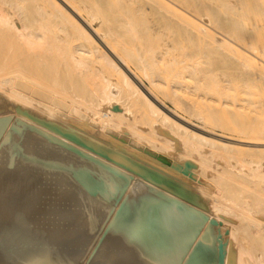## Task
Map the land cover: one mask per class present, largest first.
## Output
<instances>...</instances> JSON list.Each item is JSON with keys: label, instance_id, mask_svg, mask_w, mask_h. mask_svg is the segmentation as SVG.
<instances>
[{"label": "bare ground", "instance_id": "6f19581e", "mask_svg": "<svg viewBox=\"0 0 264 264\" xmlns=\"http://www.w3.org/2000/svg\"><path fill=\"white\" fill-rule=\"evenodd\" d=\"M26 9L31 20L24 16ZM31 23H38L37 29H31ZM199 95L216 98L217 104L226 103L229 110H223L237 121L226 125L237 138L206 131L230 143L218 144L264 154V0H0V139L8 125L10 146L33 131L39 135L34 142L51 148L52 153L67 154L53 157L54 162L49 163L52 160L48 161L42 151L41 162L57 163L59 177L62 173L65 181L72 178L75 183L69 184H77L82 197V192L91 196V207L104 209L106 220L112 219L115 210L121 211L120 222L101 225L108 231L106 250L113 252L112 264H264V178L256 180L264 161L260 168L236 176L228 162L215 161L200 141L178 127L171 118L173 113L158 100L161 97L179 107L184 97ZM8 114L13 116L8 118ZM137 115L142 117V125ZM9 148L5 145L2 154L13 152ZM30 148L29 153L39 151L38 147V151L32 150V145ZM24 153L32 159L37 155L20 154ZM38 164H31L34 172L42 166ZM11 168L10 172L17 169ZM16 177H8L11 187ZM59 185L50 197L62 205L63 199L72 198L73 185ZM40 193L31 196L36 199ZM72 211L74 216V208ZM54 212L53 208L47 216L41 214L34 226L26 223L28 213H20L25 219L21 217V235L37 244L47 232L57 234L58 216L56 221ZM69 233V239L59 236L66 245L73 237ZM102 236L100 242L105 240ZM81 244L76 245L86 248ZM99 250L95 252L101 253ZM75 252L78 254L76 248ZM103 259L108 263L109 258Z\"/></svg>", "mask_w": 264, "mask_h": 264}, {"label": "rangeland", "instance_id": "374dc122", "mask_svg": "<svg viewBox=\"0 0 264 264\" xmlns=\"http://www.w3.org/2000/svg\"><path fill=\"white\" fill-rule=\"evenodd\" d=\"M28 9H26L25 10V14H24V16L26 17V20L27 19H29V20H31V15L32 14H27L28 12H26ZM30 11V10H29ZM29 16V17H28ZM30 22V21H29ZM31 25V29L32 28H34L33 30H35V29H37V25H38V23H36V24H34L33 26H32V23L30 24ZM69 45H71V43H69ZM34 65V64H33ZM38 65L39 64H35V67L37 68L38 67ZM140 79V81H141V83H143L145 86H148L147 85V82L143 79V78H139ZM199 98V100H197ZM202 98V99H201ZM207 98V99H206ZM204 99H205V101H204ZM203 99V97H202V95H199V97H193V96H188V97H184L183 98V101H181V105L179 106V107H175V105L173 104V103H171L170 104V101H167V100H165V99H163V98H161V97H159L158 98V100L163 104V106L166 108V109H168L169 111H171L172 113H173V117H171L173 120H174V122H175V124L178 126V127H180V128H182V129H185V131H187L192 137H194L195 138V140L197 141H200L201 142V144H202V146L206 149V151L209 153V154H211L212 155V158L214 157L215 158V161H221L222 163L224 162L223 160H225V163L226 162H228L226 165H227V167H229L231 170V172H233V174H235L236 176H239V175H245L246 174V171L247 170H252V169H254V168H260L261 167V163H263L262 161H264V154H258V153H253V152H251L250 150H246V149H243V148H231V147H227V146H225V145H220V144H218V143H223V144H230V143H226L225 141H222V140H220V138H217V137H214V136H212V134L210 135V134H208V133H206V131L207 132H210V133H213L214 135L216 134V136H219V137H226V138H237L236 137V135L234 134V133H232L231 131H229L228 130V128H227V124L228 123H235V124H237V121H236V119L233 117V116H231V115H229L228 116V113L226 112L227 111V109L229 110V108L226 106V103H224V102H222V103H219V101H218V104H217V99L216 98H212V97H209V96H207V97H205ZM222 104V105H221ZM220 105V106H219ZM216 106H219V107H216ZM179 108V109H178ZM223 108L226 110H223ZM220 110H221V112H220ZM164 111V110H163ZM165 112V111H164ZM168 114V113H167ZM195 114V115H194ZM196 114L198 115V114H200V115H198V117L199 118H197V116H196ZM10 115H12V114H8V115H6V117L8 116V118H10ZM170 115V114H169ZM176 115V116H175ZM13 116V115H12ZM139 115H137V117H138ZM170 116H172V115H170ZM196 116V117H195ZM200 116L202 117V118H200ZM203 119V120H202ZM139 120V121H138ZM203 121V122H202ZM137 122H138V124H141L142 125V123L144 122L143 121V119H142V117H138V119H137ZM206 123V124H205ZM11 124V123H10ZM10 129H11V127H10V125H8V127H7V129L5 130V133L3 134V136L1 137V139H0V158H1V161H0V163H1V166H0V171L2 172H0V198H2V199H0V208L2 209H0L1 211H3L4 210V212H1L0 213V221L2 222H0V225L3 227L4 226V224H5V226L2 228L1 227V229L2 230H0V264H7L6 262H8V264H9V262L11 263V264H22L25 260H27V261H25L24 263L26 264L27 262H28V264H30V263H32V264H36V263H38V264H56V262L59 260L60 262H57L58 264L60 263V264H74V263H76V264H94L95 263V261L97 260L98 261V263H97V261H96V264H101L103 261V263L104 264H112V256L111 255H113V252H111V251H109V250H106V247H107V245L106 244H108V241H107V238H108V231H104L103 230V227H104V225H106V224H108L109 222V224H108V226L109 225H112L113 224V222L115 221V222H120V216H121V211H117V210H115L114 212V215L112 216V219L111 218H109L108 220H106V212H105V210L103 209V211H102V209L100 208V209H98V207H94V206H92L91 207V202H88L89 200H90V198H92L91 196H89V195H87V194H83V192H82V195L84 196V197H82L81 196V193L80 194H78V190H80V188L78 187L77 188V184H74L75 182H74V180L71 178V179H69L70 177H68V179L69 180H67V181H65V179H66V176H64L62 173H60V177H59V172H58V170L56 169L57 168V166H58V164L57 163H55V165L54 164H49V163H53L54 162V158L56 159L57 158V156L59 157L60 155H61V153L60 152H56L55 150L53 151V153H52V151H50L51 150V148H46V147H44L43 146V144L41 145V142H39V141H36V142H34L35 140H36V137L35 136H37V138L39 139V135H37L36 133H34L33 131L31 132V130H29V131H27V136H29V137H27L26 136V138H25V140H26V142H25V140L23 139L22 140V138H20V140H17V141H13V142H15V143H13V145L14 144H16V145H14V146H10V145H12V143H9V140H7L8 139V137L10 136ZM205 131V132H204ZM30 133H32V134H30ZM34 133V134H33ZM36 134V135H35ZM34 135V137H32ZM7 137V138H6ZM32 139H31V138ZM32 140V141H30V139ZM37 139V140H38ZM12 140V139H11ZM10 140V141H11ZM29 140V141H28ZM22 141H24L23 143H22ZM12 142V141H11ZM30 142H32V144L30 143ZM34 142V143H33ZM9 143V145H7ZM21 143V144H20ZM28 143H30L31 145H32V150H33V147H34V150L36 151V149H37V147H38V149H39V151H38V149H37V153L35 152V153H29V151H31V150H29V149H31L30 147H31V145H29ZM37 143V144H36ZM216 143V144H215ZM18 144H20L19 146H18ZM24 144H26L25 146L26 147H24L23 148V146H24ZM41 145V148H39L40 147V145ZM5 145L6 146H9L10 148H12L11 150H13V152H11L10 150H9V152H11L10 153V156H9V152H7L6 154L8 155V158H7V160H6V157H5V153L4 154H2V149L5 147ZM34 145H37L36 147L34 146ZM39 145V146H38ZM20 146H22V148L20 147ZM30 146V147H29ZM237 146V145H236ZM44 147V148H43ZM235 147V146H234ZM9 148V149H10ZM36 148V149H35ZM44 150H43V149ZM16 150V152H15V150ZM26 149V151H24ZM47 149L50 151H47ZM18 150H20V153L21 152H26L27 153V151H28V153L27 154H33V156L35 155V154H37V155H35L36 156V158L34 159V157H33V159L30 157V155H27V156H29V159H28V157L27 156H25V153L24 154H20L19 153V151ZM23 150V151H22ZM47 152H46V151ZM17 151H18V153H17ZM42 151H43V153H45L44 154V157L46 158V159H48V161H51L52 160V162H47V160L46 159H44L45 161H43L42 160V162L40 161L41 159H43L44 157H41V156H43V153H42ZM34 152V151H33ZM40 152V153H39ZM48 152H49V154H48ZM14 153V154H13ZM58 153V154H57ZM40 154H42V155H40ZM51 154V155H50ZM57 154V155H56ZM4 155V156H3ZM6 155V156H7ZM17 157H15V156ZM17 155H19V156H17ZM20 155L22 156V158H21V160L22 159H24V160H22V162L21 163H23V165H22V167L24 168V169H22V167H21V163H17V161L18 162H20L21 160H20ZM39 155H40V157H39ZM65 155H67V154H64V155H61V156H65ZM1 156H3V157H1ZM13 156V158L11 159V158H9V157H12ZM37 156L39 157V160H37ZM18 157H19V159H18ZM25 157H27V159L28 160H25ZM51 157V158H50ZM54 157V158H53ZM66 157H68V156H66ZM216 157H218V159H216ZM3 158V159H2ZM53 158V159H52ZM65 158V157H64ZM221 159V160H220ZM12 160H13V164L15 165H13L12 164ZM31 160H33L32 162L34 163V164H38L39 166H41V167H39L38 165H35V167L37 166V167H39V169L37 170V167H36V170L37 171H39V176H38V174H33V173H36L37 171H35L34 172V169H32V167L34 166V164L31 162V164L33 165H31V164H29V162L28 161H31ZM36 160H37V162H36ZM15 161V162H14ZM4 162V163H3ZM5 162H7L8 163V165H9V163L11 162V164L10 165H13L14 167H9ZM25 162H28V163H25ZM45 162V163H44ZM15 163H17V164H15ZM24 163H25V165L27 166L28 164V166L26 167L25 165H24ZM43 163V164H42ZM6 164V166H4V165ZM20 164V165H19ZM46 166H45V165ZM175 164L178 166V167H181L180 165V163L179 162H175ZM16 165H17V167H16ZM31 165V166H30ZM48 165H49V167H48ZM18 166H19V168L20 169H18ZM29 166H30V168H29ZM50 166H52V167H50ZM53 166H56L55 167V169H54V167ZM259 166V167H258ZM6 168V169H2V168ZM11 168V169H18V171H16V170H14V171H12L11 170V172H10V169L9 168ZM25 167L28 169H32L33 170V172L32 173H30L31 171H29V169H28V172H27V169H25ZM44 167H47V170H50L49 172H55V171H57V173L55 172V173H53V175H52V172L50 173V174H48L49 172H46L47 170H46V168H44ZM261 168H263V167H261ZM260 168V172H259V175H258V177L259 178H257L256 180H257V182L261 179V178H264V168L263 169H261ZM22 169V170H21ZM45 169V170H44ZM4 170H6V171H4ZM9 170V171H8ZM19 170H21L20 172H22V173H24V174H21L20 172H19ZM44 170V175L42 174L41 175V173H42V171ZM55 170V171H54ZM8 171V172H7ZM23 171H26V172H23ZM8 173V174H4V175H2L3 173ZM17 172V173H16ZM11 173V174H10ZM21 175H20V174ZM28 173H30V174H33V175H31V177H30V174H28ZM10 174V175H9ZM17 175L18 177H16V181L15 182H13V188L11 187V183H7V182H9L10 180L8 179V177L9 176H12V175ZM45 174H46V176H45ZM54 174H58L55 178H57L58 177V179H60V180H56L57 181V183L56 184H54V180H55V178L53 177L52 178V176H55ZM63 176H62V175ZM9 175V176H8ZM19 175L20 176H22V179L24 178V179H26V175L28 176V178L29 179H27V180H29V181H27V180H22V179H20V177H19ZM36 175V176H35ZM48 175V176H47ZM50 175V176H49ZM190 175V174H189ZM32 176H33V178H32ZM188 176V175H187ZM1 177H3V178H1ZM36 177H39V178H36ZM65 177V178H64ZM31 178V179H30ZM45 178H46V180H45ZM49 180H48V179ZM50 178H52L51 180H50ZM64 178V183H61V182H63L62 181V179ZM42 179H44V181L42 180ZM6 182H4V181ZM9 180V181H8ZM20 180V181H19ZM41 180V181H40ZM73 180V181H72ZM49 181V182H48ZM55 181V182H56ZM59 181V182H58ZM68 181H71V182H74V183H71L72 185L74 184L76 187L74 188V185H73V187L71 186V184H69V182ZM53 182V183H52ZM65 182H66V184H67V186H69L71 189L73 188V189H75V191H76V193L77 194H75V191L72 189V191L70 190V193H69V195H72V198L70 197L69 199H67V200H65V199H63V202H62V205H60V203H61V201H59V199H56V201H54V200H51V197H50V194H51V192H53V190H54V188H58V185L59 184H61V185H59V187L61 188V187H63V186H66L65 185ZM68 182V183H67ZM264 182V181H263ZM21 183H23V184H21ZM59 183V184H58ZM36 184H37V186H36ZM43 184V185H42ZM54 184V185H53ZM3 185V186H2ZM41 185V186H40ZM46 185V186H45ZM34 186V187H33ZM39 186V187H38ZM55 186V187H54ZM3 187V188H2ZM36 187V188H35ZM37 187H38V189H37ZM44 187V188H43ZM50 187V188H49ZM68 187V188H69ZM11 188V189H10ZM32 188V189H31ZM33 188H34V190H33ZM48 188V189H47ZM41 189V190H40ZM50 189V190H49ZM78 189V190H77ZM36 190V191H35ZM10 191V192H9ZM38 191H40L41 193L39 194L40 196H38L36 199L35 198H32V196H33V194H35V193H37ZM74 191V192H73ZM80 191H82V189L80 190ZM79 191V192H80ZM35 192V193H34ZM48 192V193H47ZM73 192V193H72ZM26 193V194H25ZM32 195V196H31ZM74 195H76L77 197L76 198H73V196ZM22 196V197H21ZM28 196V197H27ZM79 196H81L82 198H80L81 199V202H80V199H77V198H79ZM18 197V198H17ZM75 197V196H74ZM89 198V199H88ZM4 199V200H3ZM29 199H31L30 200V202L32 201V203H33V207L34 208H32V206H30L29 204H30V202H29ZM33 199V200H32ZM44 200V202H43V200ZM48 199H49V201H48ZM83 199V200H82ZM4 201V204H3V202L2 201ZM9 201L8 203H6L7 201ZM34 200H35V202H34ZM41 200V201H40ZM65 200V201H64ZM76 200V201H75ZM22 201H24V202H22ZM58 201V202H57ZM75 201V202H74ZM79 201V203H80V205L77 203ZM83 201V202H82ZM26 202V203H25ZM39 202V203H38ZM41 202V203H40ZM60 202V203H59ZM67 202V203H66ZM10 203H15L16 205H13V204H10ZM44 203V204H43ZM48 203H50V204H48ZM55 204V206H54V204ZM70 203V204H69ZM82 203V204H81ZM84 203H86L84 206H82ZM89 203V204H88ZM9 204V205H8ZM21 204V205H20ZM38 204V205H37ZM13 205V206H12ZM28 205V206H27ZM51 207H50V206ZM53 205V206H52ZM71 205L73 206V208H74V216H76V213H78L77 214V216L79 215V214H81L80 216H76V217H74V216H72V213H73V211H72V209L73 208H70L71 207ZM88 205H90V206H88ZM3 206L4 207H6L7 209H10L11 207H13V208H11L10 209V211H8L6 208H3ZM15 206V207H14ZM20 206V207H19ZM24 206V207H23ZM62 206V207H61ZM65 206V207H64ZM68 206H69V208H68ZM80 206L82 207V208H80ZM10 207V208H9ZM17 207V211H13V209L14 208H16ZM28 207V208H27ZM76 207V208H75ZM84 207V208H83ZM89 207V208H88ZM20 208V209H19ZM23 208V209H22ZM27 210V212L26 213H28V212H30V213H28L29 215H28V222H26V223H30V225L31 226H34V224H35V221L37 220V218H39V216H41V214L43 215L44 213H46V216L50 213V209H53L54 208V215H55V220L57 219V216H58V235L57 234H55L54 236H53V234H51L50 232H45L46 234H44L42 237H41V239H39L38 241H37V244L36 243H34L33 241H28V240H26L25 238H24V236H22L21 235V233H20V230H21V228L23 227L22 225H23V221H25V219H24V217L23 216H25L26 215V213L24 212L25 211V209ZM38 208V209H37ZM46 208V209H45ZM49 210H48V209ZM57 208V209H56ZM65 208V209H64ZM67 208H68V210H67ZM78 208V209H77ZM86 208V209H85ZM87 208H88V210H89V212H88V210H87ZM56 209V210H55ZM63 209V210H62ZM90 209L92 210V212L90 211ZM93 209H94V211H93ZM96 209H98V210H100V211H102V212H100V211H97ZM7 210V211H6ZM11 210L14 212V214L16 213H18L16 216H15V218L13 217L12 218V216L14 215V214H12V212H11ZM22 210V211H21ZM29 210V211H28ZM41 210V211H40ZM46 210V211H45ZM62 210V211H61ZM66 210V211H65ZM75 210H77V211H75ZM85 210V211H84ZM10 212L9 214L7 213L6 214V212ZM34 211V212H33ZM40 211V212H39ZM69 211H71V213L69 212ZM69 212V213H68ZM81 212H83V213H81ZM2 213L4 214V215H2ZM20 213L23 215H21V217H23V221H22V218L19 216L20 215ZM93 213V214H92ZM98 213V214H97ZM100 213V214H99ZM103 213V214H102ZM113 213V212H112ZM119 213H120V215H119ZM10 214H12L11 216H10ZM67 214V215H66ZM89 214V215H88ZM90 214H92V217H91V215ZM116 214V215H115ZM33 215V216H32ZM64 215V216H63ZM69 215H71L70 216V218H69ZM99 217H97V216ZM104 215H105V217H104ZM1 216L3 217H5L3 220L1 219ZM9 216V217H8ZM35 216V217H34ZM63 216V217H62ZM66 216V217H65ZM90 216V217H89ZM103 216V217H102ZM18 217V218H17ZM20 217V218H19ZM33 217V218H32ZM60 217H62L63 219L64 218H66L65 220H63L62 218H60ZM68 217V218H67ZM94 217H96V218H94ZM7 218H9V219H7ZM11 218V219H10ZM34 218H36L35 220H34ZM71 218H73V219H71ZM76 218L78 219L77 221H76ZM79 218L82 220H84L85 222H83V220L80 222V220H79ZM94 219V221H93V219ZM101 218H103V221H102V219ZM117 218H118V220L119 221H117ZM12 219L14 220V221H12ZM21 219V220H20ZM32 219V220H31ZM71 219V220H70ZM85 219H87V221L85 220ZM89 219H90V221H89ZM97 219V220H96ZM5 220V221H4ZM7 220V221H6ZM11 220V222L9 223V221ZM56 220V221H57ZM68 220L70 221L69 223H68ZM73 220H75V221H73ZM33 221V222H32ZM61 221V222H60ZM65 221V222H64ZM96 221V222H95ZM17 224L18 222H19V224H17L18 226H16V224ZM32 222V223H31ZM63 222V224H60V223H62ZM72 222V223H71ZM76 222H78L77 224H75ZM105 222H106V224H105ZM112 222V223H111ZM12 223H13V225L15 224V227H13V225H12ZM22 223V224H21ZM65 223H67V224H65ZM71 223V224H70ZM88 224V225H86V224ZM93 223V224H92ZM102 223V224H101ZM9 224V225H8ZM25 224V223H24ZM70 224V225H69ZM74 226H73V225ZM80 224V225H79ZM92 224V225H91ZM12 225V226H11ZM20 225V226H19ZM67 225V226H66ZM84 225H86V227L84 226ZM97 225H99V228H98V226ZM101 225L103 226V227H101ZM10 226H11V228H10ZM65 228H64V227ZM78 227V232L77 231H75V229H77V227ZM81 226V227H80ZM84 226V227H83ZM94 226H97V227H94ZM6 227V228H5ZM21 227V228H20ZM14 228V229H13ZM60 228H62V229H60ZM64 228V229H63ZM79 228H80V230H79ZM4 229H9L8 231H6V230H4ZM45 229H46V227H45ZM69 229V230H68ZM95 229V230H94ZM97 229V230H96ZM99 229H100V231H99ZM11 230H12V233H11ZM64 230V231H63ZM2 231H4V233L2 232ZM68 231L70 232L69 234H72L71 235V237L72 238H70V240H69V242H68V245H66V243H62V240L64 241L65 239V237H66V239L70 236V235H68ZM99 231V232H98ZM102 231H104L103 232V236H102ZM67 233V235L65 234V233ZM72 232V233H71ZM18 233H20V235L18 234ZM74 233H76V235L74 234ZM82 233V234H81ZM97 233L98 234H100V235H98L97 236ZM104 233L106 234V235H104ZM9 234V235H8ZM15 236H19V237H15L17 240L18 239H20V240H16L15 238H14V235ZM49 234V235H48ZM78 234V235H77ZM87 234H89L88 236H86ZM3 235V236H2ZM7 235L9 236V237H11V238H9V237H7ZM85 235V236H84ZM45 236V237H44ZM59 236L60 237H64V238H59ZM75 236V237H74ZM77 236H79L78 238L79 239H81V241L77 238ZM95 236H97V237H95ZM100 236V237H99ZM101 236L102 237H105V240H103L102 242H100L101 241ZM56 237V238H55ZM88 237V238H87ZM5 238H7V239H9V240H14L15 242H17V244L19 245H17L16 243H14L13 241V243L11 242H9V240H6ZM25 240H24V239ZM43 238V239H42ZM51 238H54V239H52L51 240ZM78 239V241L77 242H79V243H77L76 241H75V239ZM92 238V240H90ZM4 239H5V241H4ZM46 239V240H45ZM47 239H48V241L51 243V245H52V247H51V245H50V243H48V241H47ZM50 239V240H49ZM69 239V238H68ZM76 239V240H77ZM87 239V240H86ZM22 240V242H19V241H21ZM47 241V244L45 245L44 243H46V242H43L42 243V241ZM55 242H54V241ZM60 240H61V242H60ZM94 240H96V241H94ZM5 243H4V242ZM7 241V242H6ZM52 241H53V243H52ZM73 241H75V242H73ZM85 241H86V243H85ZM92 241H94L93 243H92ZM98 241V242H97ZM106 241V242H105ZM2 242V243H1ZM29 242H33L32 244H30ZM40 242V243H39ZM64 242H67L66 240L64 241ZM81 242H82V244H81ZM83 242H84V244H83ZM97 242V243H96ZM20 243V244H19ZM71 245H70V244ZM96 243V244H95ZM103 244V246H101L102 244ZM105 243V244H104ZM6 244H8V245H6ZM14 244H16V245H14ZM32 245V247L30 246V245ZM44 245V246H40V245ZM78 246H80V244H81V246L83 245H85V247L88 249V247H89V249H88V252H87V249L86 248H84V247H78ZM94 244V245H93ZM21 245V246H20ZM35 245V246H34ZM63 245H65L64 247H62ZM88 245V246H87ZM90 245V246H89ZM99 247H98V246ZM10 246L12 247V249L10 248ZM16 246L18 247V250H17V248H16ZM23 246H24V248H25V251H27V252H24V250H22V248H23ZM70 246V247H69ZM92 246H94V248L96 249V250H98V248L100 249L99 250V252H101V253H97V252H95L96 250H94L93 251V249L94 248H92ZM8 247V248H7ZM22 247V248H21ZM73 247H74V250H72L73 249ZM103 247H105V248H103ZM23 248V249H24ZM34 248V249H33ZM57 249V251H55L56 249ZM75 248H76V250H77V252H78V254L75 252ZM79 248V249H78ZM84 250V252H83V250ZM90 248H91V250H90ZM104 250V251H102V249ZM2 249V250H1ZM4 249V250H3ZM20 249H21V251H20ZM27 249H29V250H27ZM50 249V250H49ZM54 251H53V250ZM59 249H61V250H59ZM67 249V250H66ZM71 249V250H70ZM81 249V250H80ZM86 249V250H85ZM32 250V251H31ZM47 250H49V251H47ZM59 250V251H58ZM65 250V251H64ZM82 251L81 253H80V251ZM16 251V252H15ZM47 251V252H46ZM50 251H51V254H50ZM53 251V252H52ZM60 251H62V252H60ZM73 251V252H72ZM19 252V253H18ZM21 252V253H20ZM22 252H24V253H22ZM43 253L44 252V254H40V253ZM58 252V253H57ZM65 252V253H64ZM72 252V253H71ZM97 253V255H99L98 257H97V259H95L94 257H96L97 255H95V254H93V256L92 255H90V254H92V253ZM102 252H103V254L104 253H107V254H105V255H103L102 254ZM17 254V255H15V254ZM33 253V254H32ZM34 253H36V254H34ZM45 253H48V256H46L45 255ZM61 253H62V255H61ZM64 253V254H63ZM75 255H74V254ZM83 253H84V257H83ZM86 253H88L86 256H85V254ZM19 254H21V255H19ZM25 254H27L26 256H24ZM40 254V255H39ZM66 254V256H64ZM73 255V256H75V259L76 260H78V261H76L75 259H72L73 257H70V255ZM101 254V255H100ZM1 255H2V257H4V258H2L1 257ZM34 255V256H33ZM37 255V256H36ZM38 255H39V257H38ZM44 255V256H43ZM61 255V256H60ZM69 255V256H68ZM77 255H78V257H77ZM8 256H9V259H8ZM10 256L12 257V258H10ZM16 257V259L20 262V263H17L18 261H15L16 259H15V257ZM19 256V257H18ZM22 256H24V257H22ZM30 256L32 257V258H30ZM42 256V257H41ZM46 256V257H45ZM64 256V257H63ZM80 256H82V257H80ZM87 256H88V258H87ZM101 256H103L102 258H109V260H107V262L108 263H106L105 261H106V259H103V260H101L102 258H101ZM109 256V257H108ZM21 257V258H20ZM37 257V258H36ZM49 257H50V259H49ZM52 257H54V259L52 258ZM77 257V258H76ZM99 257L101 258V259H99ZM14 258V259H13ZM25 258H27V259H24ZM68 258V259H67ZM70 258H71V260H70ZM84 258V259H83ZM86 258H87V260H89L90 258L92 259V260H90L89 261V263L87 262V260H86ZM5 259V260H4ZM7 259V260H6ZM12 259V260H11ZM24 261H23V260ZM32 260V261H30V260ZM38 259H39V261H38ZM47 259H49L52 263H50V262H48L49 260H47ZM52 259V260H51ZM58 259V260H57ZM67 259V260H66ZM2 260V261H1ZM9 260V261H8ZM36 261V263H35V261ZM41 260H44V262L43 263H41L40 261ZM54 260L56 261V262H54ZM62 260V261H61ZM93 260H95V261H93ZM99 260H100V263H99ZM5 261V262H4ZM46 261L48 262V263H46ZM67 261H69V262H67ZM92 261V262H91ZM15 262V263H14ZM30 262V263H29ZM54 262V263H53ZM63 262V263H62ZM72 262V263H71ZM102 263V264H103Z\"/></svg>", "mask_w": 264, "mask_h": 264}]
</instances>
